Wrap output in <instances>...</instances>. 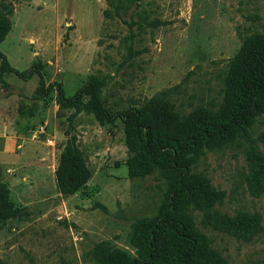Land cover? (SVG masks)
I'll use <instances>...</instances> for the list:
<instances>
[{"label":"rangeland","instance_id":"1","mask_svg":"<svg viewBox=\"0 0 264 264\" xmlns=\"http://www.w3.org/2000/svg\"><path fill=\"white\" fill-rule=\"evenodd\" d=\"M2 6L11 10V27L0 52L12 68L40 62L43 83H59L67 97L94 78L111 113L162 92L182 114L215 108L242 37L264 34V0H0ZM2 82L0 181L15 214L0 223V264H93L99 244L132 252L131 226L155 215L165 185L157 172L128 179L119 120L99 125L82 111L68 121L73 110H59L54 92L35 96V75L23 81L10 73ZM67 128L90 177L64 196L54 171ZM250 148L264 158V116L248 140L207 151L195 166L222 198L210 211L220 222L194 211V225L225 264H264V177L252 178Z\"/></svg>","mask_w":264,"mask_h":264},{"label":"trees","instance_id":"2","mask_svg":"<svg viewBox=\"0 0 264 264\" xmlns=\"http://www.w3.org/2000/svg\"><path fill=\"white\" fill-rule=\"evenodd\" d=\"M10 15V8L2 6L0 43L10 31ZM104 15L109 16L107 11ZM42 68V64L36 62L29 69L18 71L0 52L1 84L2 76L6 74L12 73L23 81L35 75L38 77L35 96L50 98L54 92L59 110H73L68 121L82 111L91 114L99 125L119 120L127 152L128 179L157 172L165 185L164 198L155 215L138 219L131 226L127 242L132 252L99 244L91 252L92 263L225 264L194 225L191 214L194 211L204 213L207 221L220 222L210 211L222 198L195 166L207 151L220 149L239 139L248 140L253 125L264 116V34L242 37L238 50L227 61L217 106L196 107L184 114L175 111L165 100L164 92L138 107L130 106L111 113L99 99L101 84L94 78H89L67 97L59 83H43ZM64 136L65 144L54 175L58 191L67 196L85 186L90 172L69 128L64 131ZM251 149L247 157L252 178L264 177V158ZM14 214L8 190L0 181V223ZM224 223L232 225L233 222Z\"/></svg>","mask_w":264,"mask_h":264}]
</instances>
